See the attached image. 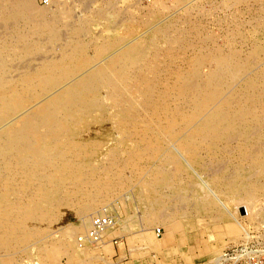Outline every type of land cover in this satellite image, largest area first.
<instances>
[{
	"label": "rangeland",
	"instance_id": "obj_1",
	"mask_svg": "<svg viewBox=\"0 0 264 264\" xmlns=\"http://www.w3.org/2000/svg\"><path fill=\"white\" fill-rule=\"evenodd\" d=\"M12 1L0 0L2 145L14 136L18 137L13 146L29 145L27 138L19 136L23 131L36 140L42 132V113L67 90L84 84L95 88L87 96L93 104L98 99L109 101L116 91L113 87L125 85L117 79L128 73L141 72L154 80L161 71L159 86L183 82L186 89L182 87L181 95L173 93L169 100L170 110L178 109V116L157 117L162 124L153 113L151 119L146 115L136 119L131 127L117 108L119 114L109 111L115 116H106L102 107L93 106L94 122L83 123L76 139L98 145L86 161L90 166L102 165L99 170L105 178L101 184L91 176L64 181L49 214L40 207L47 204L45 195L21 193L18 198L20 186L13 183L12 204L27 206L33 214L27 226H9L11 233L0 226V264H264V0H32L28 20L13 14ZM179 18L181 23L176 22ZM179 24L181 29L197 30L188 42L191 46L164 48L165 42L159 40ZM125 59L139 63L131 61L126 73ZM35 118L40 121L30 131L29 122ZM216 121L220 127L213 124V131L211 123ZM148 128L145 139L156 140L160 149L153 157L134 158L135 170L127 168L122 177L116 176L112 165L130 161V152H122L125 139ZM98 212L103 216L97 217ZM9 215L3 214V219ZM93 218H105L107 225L112 221L98 240L90 232Z\"/></svg>",
	"mask_w": 264,
	"mask_h": 264
},
{
	"label": "bare ground",
	"instance_id": "obj_2",
	"mask_svg": "<svg viewBox=\"0 0 264 264\" xmlns=\"http://www.w3.org/2000/svg\"><path fill=\"white\" fill-rule=\"evenodd\" d=\"M181 1H185V0H181ZM31 2L32 0H13L10 4L11 6L13 7L14 11H13V14L16 15L18 18H20L21 20H28V19H31L30 17L32 16L31 12H32V7L31 6ZM110 3V2H109ZM255 5V4H254ZM183 7V6H182ZM203 7V6H202ZM230 7V6H229ZM222 8V7H221ZM5 7L2 6V10H4ZM140 9V8H138ZM210 10V9H209ZM128 11V10H127ZM10 12V11H9ZM35 11H33L34 13ZM140 12V11H137V13ZM211 12V11H210ZM148 13V12H147ZM212 14V13H211ZM232 15H234L232 13ZM111 16V15H110ZM126 16V15H125ZM134 16V15H133ZM133 16H129L133 18ZM181 16V15H180ZM127 18V17H126ZM128 18V19H129ZM203 18V17H202ZM119 19V18H117ZM183 19V17L181 18ZM180 18L176 21L178 23H181V20ZM185 20V19H184ZM116 21V20H115ZM146 21V20H145ZM174 21V22H175ZM196 21V20H195ZM133 22V21H132ZM131 22V23H132ZM189 22V21H188ZM140 23V22H139ZM149 23V22H148ZM172 24V23H171ZM177 24V23H176ZM183 24V23H182ZM186 24V23H185ZM184 24V25H185ZM197 24V23H196ZM199 24V22H198ZM206 24V23H205ZM189 25V24H187ZM141 26V25H140ZM182 25H177L176 26V31H174L172 34L168 33L167 36L164 37V40L163 38H161L159 40V43H163L165 42V47H168L167 49H175L179 46H182V47H186V45L190 44L188 42H190L191 40H194L191 38V35L195 34V32H197V30H195L192 26H191V29L190 27L189 28H179L181 27ZM190 26V25H189ZM195 26V25H194ZM204 26V25H203ZM198 28L200 26H197ZM136 28V27H135ZM179 28V29H178ZM194 31H193V29ZM196 28V26H195ZM190 29V30H189ZM170 30V29H169ZM168 30V31H169ZM174 30V29H173ZM202 30V29H201ZM135 31V30H134ZM138 31V30H137ZM179 31V32H178ZM199 31V29H198ZM167 32V31H166ZM197 38V37H195ZM197 42V41H195ZM199 42V41H198ZM192 43V41H191ZM164 44V43H163ZM194 44V43H193ZM191 46V44H190ZM178 47V48H179ZM189 47V46H188ZM203 47V46H202ZM235 47V46H234ZM199 48V47H198ZM207 48V47H206ZM205 48V49H206ZM188 50V49H187ZM218 50V49H217ZM232 50V49H231ZM230 50V52H231ZM156 49H154V52L155 53ZM160 51V50H159ZM195 51V50H194ZM164 52V51H163ZM173 52V50H172ZM190 52V51H189ZM152 53V55H154ZM158 53V52H157ZM171 53V52H170ZM211 53V52H210ZM150 56L151 58L153 56ZM169 55V53H168ZM171 56L173 54H170ZM221 55V54H220ZM227 55V54H226ZM229 55V54H228ZM214 56V55H213ZM147 57V56H146ZM164 57V56H163ZM170 57V56H168ZM173 57V56H172ZM165 58V57H164ZM167 58V57H166ZM216 58V56H215ZM229 58V57H228ZM178 59V58H177ZM133 60H136V59H125L123 62V64L125 66V68L127 67V69H123L126 70V73L128 72L129 67L132 68V63H130L131 61L134 62ZM148 60V59H147ZM170 60V59H168ZM174 60V59H173ZM219 60V59H218ZM232 60V58H231ZM137 61V64L139 63L138 60ZM160 61V60H159ZM166 61V60H165ZM175 61V60H174ZM178 61V60H177ZM157 62V61H156ZM167 62V61H166ZM164 62V63H166ZM218 62V61H217ZM221 62V61H220ZM224 62V61H222ZM227 62V61H226ZM163 63V62H161ZM163 63V64H164ZM178 63V62H177ZM79 64V63H78ZM162 64V65H163ZM176 64V63H175ZM157 65V64H156ZM165 65V64H164ZM173 65V64H172ZM184 65V64H183ZM221 65H223L221 63ZM230 65V64H229ZM228 65V66H229ZM157 66H160V65H157ZM176 66V65H175ZM180 66V65H179ZM153 67V66H152ZM165 67V66H164ZM168 67V65H167ZM169 67L170 66V61H169ZM178 67V65H177ZM222 67V66H221ZM110 68V67H109ZM158 68V67H157ZM173 68V67H172ZM218 68V67H217ZM226 68V67H224ZM230 68V67H228ZM112 69V68H111ZM152 69V68H151ZM155 67H154V71H155ZM168 68H166L167 70ZM219 69V68H218ZM169 70V69H168ZM175 70V69H174ZM173 70V71H174ZM180 70V69H179ZM73 71V70H72ZM123 71H121L123 73ZM157 71V70H156ZM171 68L169 70V72L171 73ZM177 71V70H176ZM184 71V70H183ZM201 71V70H200ZM215 71V70H214ZM44 72V71H43ZM139 72V71H138ZM162 73L161 71H157V74H154L156 75L154 80H151L147 77L144 76L143 73L140 72V74H132L129 76V73L128 74H124L125 77L124 78H119L117 79L119 81V83H125V85H122L119 86V87H116L114 86L113 88L116 89V91H112V97L110 98L109 101H100L99 99L97 101H92L94 103L98 102L97 104H93L91 103V101H89V99H87V96H88V93L89 91H93L91 90V88H94L92 86H88V84H84V85H81L77 88H73V89H70V90H67V92L65 94H63V97L56 102V104H53L51 105L48 109H46V111L44 113H42V118L40 119L41 120V135L36 139L34 140L31 136V133H27L25 131H23L22 133H19L21 137H25V139L27 138V140H29L28 144L29 145H26L25 147L24 146H19L17 143L15 144V146H13L12 144L14 142H16V137L18 136H14L13 138L9 139V140H6L5 144L6 146L2 145V143L0 142V226H5L4 228V231L6 232H9V230L12 228V227H16L18 226V224H22L23 226L26 225L27 226V222H30L29 220H31L30 217H32L31 215L33 214V209H29V207L26 206V208L24 207L23 209L20 208L19 206L18 207H14V204L13 203V195L14 193H12V187L11 186H15L14 184L19 185L20 186V190L18 189L17 191V197L21 198V193L22 195L24 196V194L26 193L28 195V193H31L33 195H37V198H39V196L41 195H45L48 199L47 201V204L46 206H40V207H43L41 210L43 212H46L47 214H49L50 212H52L54 209L51 205H53L52 203L56 201L57 197L59 196V191L63 188L64 186V181H69V180H72V181H76V182H79L81 181V179L83 178V176H85V179L86 177H90L93 179L94 178H97V182L98 183H102V178L104 177L105 178V175L104 173L102 174L100 167L102 165H100L99 163H96L97 166L95 164H90L86 161L87 158H90V153L92 152V150L94 151L96 149L97 151V144H94V143H85L84 142H79L77 141L76 137L79 136V130L81 129V125L83 123H88V121L90 119H92V121L94 120L92 117V114L91 112L94 111L93 110V106H96V107H102V110L103 113L106 114H109V115H113L115 116L114 114L110 113L109 111H114L116 113L119 114V112L117 111V109L120 111V114H122L126 119H129V122H132L130 123L129 125L132 127V124H134L135 120L138 119V118H141L143 116H148L149 117V114H153L154 118H155V121L157 122H160V120H156L157 117H165L167 118V120H169L170 118H172V116L175 117V115L178 116V109H177V112H173L172 110H170V106H171V98L174 97L173 96V93H178V95H181L179 92H181L180 90H185V86L184 84L182 83H179V84H171L170 86H159V84H161L160 82V78H159V75L160 73ZM168 72V71H166ZM218 72V70H217ZM45 73V72H44ZM65 73V72H64ZM111 73V72H110ZM159 73V74H158ZM165 73V72H164ZM175 73V72H174ZM172 73V74H174ZM177 73H179L177 71ZM176 73V74H177ZM182 74V73H180ZM192 75V73H190ZM194 74V73H193ZM196 74V73H195ZM204 74V73H203ZM223 74V73H222ZM39 75V74H38ZM45 75V74H44ZM67 75V74H66ZM139 77V78H137ZM183 75V74H182ZM190 75V76H191ZM41 76V75H40ZM106 76V75H105ZM178 77V74L176 75ZM176 76L174 78H176ZM185 76V74L183 75ZM188 76V74H187ZM33 77V76H32ZM152 77V76H151ZM166 77V76H165ZM165 77H164V80H165ZM173 77V75H172ZM171 77V78H172ZM189 77V76H188ZM143 78V80H142ZM169 77H167L168 79ZM183 78V77H182ZM191 78V77H190ZM190 78H187V79H190ZM194 78V76L192 77V79ZM196 78V76H195ZM212 77H210L211 79ZM162 79V78H161ZM180 79V78H178ZM191 79V80H192ZM209 79V78H208ZM206 80L204 79V81L206 80L207 82L211 81V80ZM28 80V79H27ZM138 80H141L142 81V84H139L137 85L136 82H138ZM163 80V79H162ZM172 80V79H171ZM195 80V79H194ZM214 80V79H213ZM212 80V81H213ZM219 80V79H218ZM222 80V79H221ZM224 80V79H223ZM36 81V80H35ZM110 81V80H109ZM166 81V80H165ZM163 81V82H165ZM168 81V80H167ZM172 81H175V80H172ZM181 81V80H180ZM184 81H186L184 79ZM193 81V80H192ZM205 81V82H206ZM117 82V81H115ZM169 82V81H168ZM179 82V81H178ZM197 82V81H196ZM195 82V84H196ZM215 82V81H214ZM29 83V82H28ZM144 83V84H143ZM173 83V82H171ZM190 83V82H189ZM132 84V85H131ZM165 84V83H164ZM168 83H166L167 85ZM170 84V83H169ZM168 84V85H169ZM191 84V83H190ZM194 84V83H193ZM210 84V83H209ZM250 84V83H249ZM129 85H131L132 88H130L131 90V94L129 93ZM183 85V86H182ZM203 85V84H202ZM7 86V85H6ZM23 86V85H22ZM33 86V85H32ZM188 88H191L189 87V84L187 85ZM183 87V89H182ZM196 87V86H195ZM8 88V87H7ZM124 88V89H123ZM211 88V87H210ZM2 89V88H1ZM95 89V88H94ZM193 89V88H192ZM195 89V88H194ZM196 90V89H195ZM205 90V89H204ZM12 92V90H10ZM189 91V90H187ZM191 91V90H190ZM193 91V90H192ZM94 92V91H93ZM137 92H138V95L140 94V96L137 95ZM183 92V91H182ZM181 92V93H182ZM104 93V92H103ZM185 93V92H184ZM188 93V92H187ZM199 93V91H198ZM197 93V94H198ZM201 93V92H200ZM203 93V92H202ZM24 94V93H23ZM16 95V94H15ZM97 95V93H96ZM100 95V94H99ZM194 95V94H193ZM192 95V96H193ZM196 95V94H195ZM206 95V94H205ZM215 95V94H214ZM218 95V94H216ZM248 95V94H247ZM263 95V93H262ZM184 96V95H183ZM198 96V95H197ZM203 96V95H202ZM200 95V97H202ZM207 96V95H206ZM221 96V95H220ZM191 96L189 95V98ZM199 97V96H198ZM205 96H203L202 98H204ZM259 97V95H258ZM137 98V100H135ZM188 98V96H187ZM188 98V99H189ZM192 98V97H191ZM190 98V99H191ZM201 98V99H202ZM206 98V97H205ZM260 98V97H259ZM264 98V97H263ZM85 99V100H84ZM97 99V98H96ZM193 99V98H192ZM91 100V99H90ZM113 100V101H112ZM245 101V100H244ZM261 101V100H260ZM234 103V102H233ZM249 103L250 102H246ZM261 103V102H260ZM182 104V103H181ZM236 104V103H234ZM240 104V103H239ZM1 105V103H0ZM251 106H253L252 104H250ZM257 105V104H256ZM260 105V104H259ZM239 106V105H238ZM261 106V105H260ZM172 107V106H171ZM235 107V106H234ZM117 108V109H116ZM236 108V107H235ZM255 108V107H254ZM251 107V109H249L250 112H252L254 114L255 109ZM172 109V108H171ZM176 108H174L175 110ZM230 111V110H229ZM232 111V109H231ZM231 111L228 113L230 114ZM224 112V111H223ZM227 112V110H226ZM247 112V111H245ZM261 112V111H260ZM221 113V112H220ZM225 113V112H224ZM222 113L221 115H224L226 117V115ZM237 114L239 113L238 111L236 112ZM101 114V113H100ZM219 114V113H218ZM235 114V112H234ZM233 114V115H234ZM243 114V113H242ZM247 114V113H246ZM258 114V113H257ZM185 115V114H184ZM192 115V114H189V116ZM260 115H262L260 113ZM107 116V115H106ZM145 116V118H146ZM236 116V115H235ZM238 116V115H237ZM242 116V115H241ZM264 116V114H263ZM183 117V116H182ZM218 117V115H217ZM243 117V116H242ZM246 117V116H245ZM95 118V117H94ZM117 118V117H116ZM115 118V119H116ZM144 118V119H145ZM151 119V117H149ZM153 118V119H154ZM230 118V117H229ZM239 118V117H238ZM241 118V117H240ZM248 118V117H247ZM258 118V117H256ZM114 119V121H115ZM148 119V118H147ZM149 119V120H150ZM161 119V118H160ZM180 119V118H179ZM242 119V118H241ZM259 119V118H258ZM257 119V120H258ZM262 119V118H261ZM37 118H35V121H30L29 122V130L31 131L34 127V125H37L39 123V121ZM99 120V119H98ZM108 120V119H107ZM118 120V119H117ZM139 120H142V119H139ZM172 120V119H171ZM190 120H191V116H190ZM218 120V119H217ZM231 120V119H230ZM233 120V119H232ZM240 120V119H239ZM253 120V119H252ZM255 120V118H254ZM263 120V119H262ZM91 121V122H92ZM127 121V120H126ZM138 121V120H137ZM136 121V123H138ZM143 121V120H142ZM154 121V123H155ZM163 121V120H162ZM161 121V122H162ZM222 121V119H221ZM227 121V120H226ZM241 121V120H240ZM261 122V120H259ZM258 121V122H259ZM94 122V121H93ZM103 122V121H102ZM146 124H147V121L145 120ZM143 122V123H145ZM156 122V124H157ZM160 122V123H161ZM187 122V121H185ZM219 121H216L215 123H211L212 126L211 128H213L212 130L215 131L216 128L214 127H217L219 128ZM229 122V120H228ZM254 122V121H253ZM252 122V123H253ZM258 122L256 124H258ZM119 123V121L117 122ZM153 123V122H152ZM172 123V122H171ZM184 123V122H183ZM244 125L245 124H248V123H244L242 122ZM140 124V122L138 123ZM149 124H150V121H149ZM162 124V123H161ZM167 124V123H166ZM210 124V123H209ZM215 126H214V125ZM220 124H225V121H222ZM227 124V123H226ZM241 124V122H240ZM239 124V125H240ZM111 125V124H110ZM123 125V124H121ZM141 125V124H140ZM170 125V124H169ZM183 125V124H182ZM188 125V124H187ZM237 125V124H236ZM88 126V125H87ZM86 126V127H87ZM112 126V125H111ZM135 126V125H134ZM155 126V125H154ZM157 126V125H156ZM163 126V125H162ZM206 126V125H204ZM208 126V125H207ZM214 126V127H213ZM224 126V125H223ZM248 126V125H247ZM246 126V128H248ZM253 126V124H252ZM92 127V126H91ZM97 127V126H95ZM100 127V126H99ZM102 127V126H101ZM105 127V126H104ZM129 127V128H131ZM137 127V126H136ZM140 127V126H139ZM151 127V126H150ZM153 127V125H152ZM159 127L160 124H159ZM174 127V125H173ZM241 127V126H240ZM260 127H261V124H260ZM38 128V126L36 127ZM35 128V129H36ZM109 128V126H108ZM116 128V126H115ZM114 128V129H115ZM158 128V127H157ZM172 128V127H171ZM253 128V127H252ZM252 128H248L250 130H252ZM93 129V128H91ZM105 129V128H104ZM125 129V128H124ZM132 129V128H131ZM162 128H159L158 130H160ZM165 129V128H164ZM163 129V130H164ZM167 129V127H166ZM183 129V128H182ZM199 129V128H198ZM197 129V131H198ZM202 129V128H201ZM204 129V128H203ZM210 129V128H209ZM247 129V130H248ZM257 129V128H256ZM88 130V129H87ZM117 130V128H116ZM146 131L144 132H139L138 136L140 135L141 137L144 136L143 138H140L138 136H136L135 132H134V136L133 134L132 135H129L127 138V140L125 139V143L122 144L124 145V149L122 150L123 154H124V151H127V152H130V156L128 158V160L130 161H124V164L123 163H119V161H116V164L112 165V170L115 169V175L116 176H119L121 175H124L123 173L126 172V169H134L135 165H136V161H134V158L137 159V157L139 156H147L148 157H153L155 155V152L158 151L160 148V143L156 142V140H147L145 139L146 136H149L148 135V132H150V128L148 129H145ZM156 130V128H155ZM208 130V129H207ZM219 130V129H217ZM243 130V128H242ZM255 131V129H253ZM252 130V131H253ZM259 130V129H257ZM90 131V130H89ZM95 131V129H94ZM93 131V132H94ZM102 131V130H101ZM133 131V130H132ZM166 131V130H165ZM203 131V130H202ZM211 131V130H210ZM212 131V132H213ZM229 131V130H227ZM244 131L245 130V127H244ZM262 131V130H261ZM91 132V131H90ZM98 132V131H97ZM138 132V131H137ZM152 132V131H151ZM155 132V131H154ZM167 132V131H166ZM199 132V131H198ZM211 132V133H212ZM219 132V131H218ZM86 133V132H85ZM130 133V132H129ZM159 133V132H158ZM163 133V132H162ZM200 133V132H199ZM250 133V131L248 132ZM255 134V132H252ZM252 133L250 135H252ZM257 133V132H256ZM26 134H29L30 136H27L26 137ZM83 134V133H82ZM81 134V136H82ZM151 134V133H150ZM160 134V133H159ZM230 134V133H229ZM231 134H233L231 132ZM230 134V136H232ZM244 134V137H247L249 139V137L251 136H245L246 133H243ZM127 135V134H126ZM152 135V134H151ZM226 135V134H224ZM237 135V134H236ZM242 135V133H241ZM99 136V135H98ZM222 136V135H221ZM220 136V137H221ZM157 138V136H155ZM162 137V136H161ZM206 137V136H205ZM224 137V136H222ZM221 137V138H222ZM226 137L228 138V136L226 135ZM234 137V136H233ZM239 137V136H238ZM253 137V136H252ZM97 138V137H96ZM138 138V139H137ZM149 138V137H148ZM237 138V136H236ZM92 139V138H91ZM150 139V138H149ZM154 139V138H153ZM224 139V138H223ZM244 139V138H243ZM247 139V140H248ZM24 140V139H22ZM32 140V141H31ZM122 140V139H121ZM222 140V139H221ZM225 140V139H224ZM223 140V141H224ZM259 140V139H258ZM21 141V140H20ZM189 141V140H188ZM253 141V140H252ZM24 142V141H23ZM104 142V141H103ZM118 142V141H117ZM117 142H116V145H117ZM247 142V141H246ZM102 143V142H101ZM100 143V144H101ZM106 143V142H105ZM264 143V142H263ZM110 144V143H109ZM12 145V146H11ZM107 145V144H106ZM255 146V145H254ZM100 148V147H99ZM104 148V147H103ZM120 148V147H119ZM118 148V149H119ZM235 148V147H234ZM105 149V148H104ZM112 149V148H111ZM121 149V148H120ZM110 150V149H108ZM114 150V149H113ZM112 151V150H111ZM251 151V150H250ZM108 152V151H107ZM120 152V150H119ZM121 152V153H122ZM141 153L140 154H137V153ZM120 153V155H121ZM230 153V152H229ZM96 154V153H95ZM116 155V153H115ZM119 155V156H120ZM102 156V155H101ZM110 156V155H109ZM122 156V155H121ZM103 157V156H102ZM241 157V155H240ZM96 158V156L94 157ZM117 158V156H116ZM91 159V158H90ZM93 159V158H92ZM109 159V158H108ZM146 159V157L144 158V160ZM94 160V159H93ZM101 160V159H100ZM100 160H95L96 162H100ZM111 160V159H110ZM117 160H119V158H117ZM120 160H121V157H120ZM139 160V159H138ZM141 160V159H140ZM256 160V159H255ZM10 161L8 164H6V162ZM106 161V160H105ZM103 161V163L105 162ZM108 161V160H107ZM123 161V160H122ZM152 161V160H151ZM109 162V161H108ZM147 162V161H146ZM258 162V161H257ZM5 164H6V170H5ZM12 164V165H10ZM108 164H111L110 162ZM141 164V163H140ZM161 164V163H160ZM257 165V163H256ZM261 165H264L262 164L261 162ZM106 166V164H105ZM249 166V165H248ZM10 167H12V172H9V169H11ZM104 167V165H103ZM110 167V166H109ZM138 167V166H137ZM136 167V168H137ZM144 167V166H143ZM245 168V166H244ZM4 169V171L2 170ZM105 169V168H103ZM109 169V168H108ZM135 170V169H134ZM216 171V170H215ZM110 172V171H109ZM235 172V171H234ZM112 173V172H111ZM110 173V176L112 177ZM138 173V172H137ZM243 173V172H242ZM86 174V175H85ZM254 174V173H253ZM94 175V176H93ZM252 176V175H251ZM249 176V177H251ZM254 176V175H253ZM103 178V179H104ZM5 179H8L6 182L3 183V181ZM116 179V178H115ZM233 179V178H232ZM87 180H89L87 178ZM162 180V179H161ZM95 181V182H96ZM104 181V180H103ZM73 182V183H74ZM84 182V181H83ZM257 182V181H256ZM254 181V183H256ZM259 182V181H258ZM6 183V184H5ZM14 183V184H13ZM90 183V182H89ZM96 183V184H98ZM253 183V184H254ZM63 184V185H62ZM71 184V183H70ZM81 184V183H80ZM84 184V183H83ZM86 184V183H85ZM95 184V185H96ZM68 185V184H67ZM238 185V184H237ZM79 186V185H78ZM86 186V185H85ZM90 186V185H89ZM93 186V185H91ZM83 187L80 185V188ZM101 187V186H100ZM119 187V186H118ZM172 187V186H171ZM12 188V189H11ZM69 188V187H68ZM76 188V187H75ZM85 188V187H84ZM156 188V187H155ZM99 189V188H98ZM77 190V189H76ZM79 190V189H78ZM116 190V189H115ZM255 190V189H254ZM19 191H21L19 193ZM82 191V190H80ZM77 192V191H76ZM241 192V191H240ZM239 192V193H240ZM65 193V192H64ZM69 193V192H68ZM78 193V192H77ZM92 193V192H91ZM142 193V192H141ZM251 193V192H250ZM67 194V193H65ZM156 194V193H155ZM224 194V193H223ZM229 194V193H228ZM242 194V193H241ZM254 194V193H253ZM70 195V193H69ZM252 195V193H251ZM256 195V194H255ZM261 195V194H260ZM22 196V197H23ZM61 196V195H60ZM66 196V195H65ZM71 196V195H70ZM73 196V195H72ZM91 196V195H90ZM144 196V195H143ZM152 196V195H151ZM163 196V195H162ZM16 197V198H17ZM68 197V196H67ZM26 198V197H25ZM36 198V197H35ZM60 197H58L59 199ZM64 198V197H62ZM66 198V197H65ZM152 198H154L152 196ZM181 198V197H180ZM31 199V198H30ZM57 199V200H58ZM69 199V198H68ZM61 200V199H60ZM181 200V199H180ZM243 200V199H242ZM18 201V200H17ZM20 201V200H19ZM63 201V200H62ZM66 201V200H64ZM21 202V201H20ZM23 202V201H22ZM21 202V203H22ZM57 202V201H56ZM71 202V201H70ZM27 203V202H26ZM34 203V202H33ZM60 204V203H59ZM180 204V203H179ZM64 205V204H61V206ZM25 206V205H24ZM35 206V205H34ZM54 206V205H53ZM59 206V205H58ZM31 207V206H30ZM64 207V206H62ZM182 207V206H181ZM16 208H20V210H17ZM37 208V207H34V209ZM57 208V207H56ZM86 208V207H85ZM22 209V210H21ZM40 209V208H39ZM53 209V210H51ZM61 209V208H60ZM16 211H21L20 213H16ZM36 211V209H35ZM39 211V210H38ZM61 211V210H60ZM54 212V211H53ZM32 213V214H31ZM60 213V212H59ZM58 213V214H59ZM7 216L9 215V217H5L4 216ZM35 214V212H34ZM38 214V213H37ZM41 214V213H40ZM52 214V213H51ZM101 213H96L95 215L97 217H102L100 215ZM3 216V217H2ZM39 216V215H38ZM48 216V215H47ZM50 216V215H49ZM48 216V217H49ZM94 216V215H93ZM62 217V216H61ZM87 217V216H86ZM33 219V218H32ZM40 219V217H39ZM44 219V218H43ZM95 219H99V218H93L92 220V225L90 223L89 226H91V230L90 232H92L94 234V239H100L101 237H103L104 235V232L105 230L110 226L112 225V221L109 225H107L109 222L107 219L103 218L106 220V223H101L100 226H97L95 224ZM101 221H103L102 218H100ZM109 219V218H108ZM46 220V219H45ZM58 220V219H57ZM112 220V218H111ZM19 224V226H20ZM9 226L11 228H9ZM42 227V226H41ZM2 228V227H1ZM21 228V227H20ZM19 229V228H18ZM27 229V228H25ZM13 231V230H12ZM19 231V230H18ZM111 232V231H110ZM10 233H11V230H10ZM8 234L7 237L8 238H12V234ZM4 234V233H3ZM5 235V234H4ZM70 238V237H69ZM5 241V240H3ZM9 240H6V243L8 242ZM10 244V243H9ZM95 246V245H94ZM11 247V246H10ZM260 261V260H259ZM262 263V262H261Z\"/></svg>",
	"mask_w": 264,
	"mask_h": 264
},
{
	"label": "built area",
	"instance_id": "obj_3",
	"mask_svg": "<svg viewBox=\"0 0 264 264\" xmlns=\"http://www.w3.org/2000/svg\"><path fill=\"white\" fill-rule=\"evenodd\" d=\"M101 223H106V220L103 219V221H101V219H95V224H96L97 226H100Z\"/></svg>",
	"mask_w": 264,
	"mask_h": 264
},
{
	"label": "crops",
	"instance_id": "obj_4",
	"mask_svg": "<svg viewBox=\"0 0 264 264\" xmlns=\"http://www.w3.org/2000/svg\"><path fill=\"white\" fill-rule=\"evenodd\" d=\"M120 250H122V249L119 248V252H120Z\"/></svg>",
	"mask_w": 264,
	"mask_h": 264
}]
</instances>
